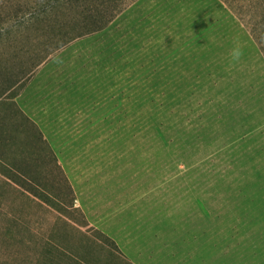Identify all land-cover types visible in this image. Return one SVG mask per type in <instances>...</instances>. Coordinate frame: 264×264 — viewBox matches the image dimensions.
Returning <instances> with one entry per match:
<instances>
[{"label":"rangeland","instance_id":"1","mask_svg":"<svg viewBox=\"0 0 264 264\" xmlns=\"http://www.w3.org/2000/svg\"><path fill=\"white\" fill-rule=\"evenodd\" d=\"M8 1L11 15L28 0ZM94 5L57 9L67 24L9 21L0 41V130L16 138L11 149L0 143L9 156L0 162V264H134L77 207L52 145L25 139L35 134L14 100L25 90L30 102L53 103L93 92L96 119H125L95 126L96 142L123 138L156 152L158 181L173 178L185 197H240L246 184L264 193V127L254 126L264 121V0ZM96 11L118 15L88 33L94 26L80 20ZM237 45L243 55L233 61ZM11 160L29 181L6 167Z\"/></svg>","mask_w":264,"mask_h":264},{"label":"crops","instance_id":"2","mask_svg":"<svg viewBox=\"0 0 264 264\" xmlns=\"http://www.w3.org/2000/svg\"><path fill=\"white\" fill-rule=\"evenodd\" d=\"M26 91L14 98L35 134L25 139L52 145L77 207L125 258L134 264H264V193L254 194L256 188L246 184L240 197H185L175 192L173 178L158 181L156 152L129 146L123 138L108 146L96 142L95 126H124L125 119H96L87 97L93 92L79 90L69 100L60 95L53 103L36 97L30 102ZM254 126L264 127V121ZM14 141L7 128L0 130L3 148L11 149ZM5 165L28 175L12 160Z\"/></svg>","mask_w":264,"mask_h":264},{"label":"trees","instance_id":"3","mask_svg":"<svg viewBox=\"0 0 264 264\" xmlns=\"http://www.w3.org/2000/svg\"><path fill=\"white\" fill-rule=\"evenodd\" d=\"M106 0H28L16 2L13 4L16 9L13 10L11 15H9V1L8 0H0V41L8 39L10 37L9 32V21L16 25V23H20V25H28V24H38V22L44 23L45 21H49L54 24H67L70 22L69 17L59 18L57 16V9L61 7H72V5H86L87 3H93L96 7H101ZM79 6V7H80ZM84 20H80L81 23H90V26L94 27L88 31L90 32H99L104 29L108 23H110L118 14H112L110 17H105L101 11H96L91 14H87L84 12ZM10 16V17H9ZM53 16V17H52ZM22 17V19L20 18ZM8 89H4L1 95H4ZM17 170H21L18 168ZM16 170V171H17ZM14 171V170H12ZM14 171V172H16ZM13 175H15L12 172ZM21 176V174L19 175ZM22 180L29 181L26 176H21ZM19 177V179H21ZM11 181L14 182V177H9ZM32 193L34 190H28ZM35 194V193H33Z\"/></svg>","mask_w":264,"mask_h":264},{"label":"clouds","instance_id":"4","mask_svg":"<svg viewBox=\"0 0 264 264\" xmlns=\"http://www.w3.org/2000/svg\"><path fill=\"white\" fill-rule=\"evenodd\" d=\"M230 55L233 61H239L241 56L243 55V52L241 48L237 45L232 49Z\"/></svg>","mask_w":264,"mask_h":264}]
</instances>
